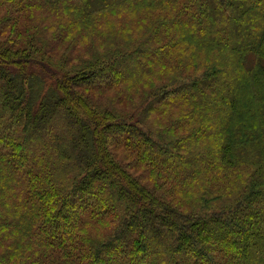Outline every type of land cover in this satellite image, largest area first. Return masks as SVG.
Listing matches in <instances>:
<instances>
[{
    "label": "trees",
    "instance_id": "1",
    "mask_svg": "<svg viewBox=\"0 0 264 264\" xmlns=\"http://www.w3.org/2000/svg\"><path fill=\"white\" fill-rule=\"evenodd\" d=\"M6 5L0 264H264V0Z\"/></svg>",
    "mask_w": 264,
    "mask_h": 264
},
{
    "label": "rangeland",
    "instance_id": "2",
    "mask_svg": "<svg viewBox=\"0 0 264 264\" xmlns=\"http://www.w3.org/2000/svg\"><path fill=\"white\" fill-rule=\"evenodd\" d=\"M7 9H8V5H6V6H2V7L0 8V21H1V19L4 17V15H5ZM20 17H21V16H20ZM22 19L24 20V22L29 23V19H28L27 16L24 17V18H22ZM188 98H190V96H188Z\"/></svg>",
    "mask_w": 264,
    "mask_h": 264
}]
</instances>
